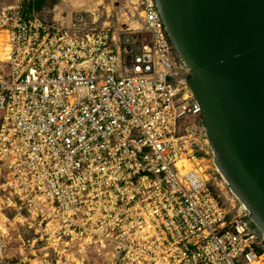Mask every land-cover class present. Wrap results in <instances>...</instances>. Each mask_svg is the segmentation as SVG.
Listing matches in <instances>:
<instances>
[{"label": "built area", "instance_id": "built-area-1", "mask_svg": "<svg viewBox=\"0 0 264 264\" xmlns=\"http://www.w3.org/2000/svg\"><path fill=\"white\" fill-rule=\"evenodd\" d=\"M125 1L141 33L63 29L33 0H0V231H51L102 264H264L247 209L218 202L190 72L154 1Z\"/></svg>", "mask_w": 264, "mask_h": 264}, {"label": "water", "instance_id": "water-1", "mask_svg": "<svg viewBox=\"0 0 264 264\" xmlns=\"http://www.w3.org/2000/svg\"><path fill=\"white\" fill-rule=\"evenodd\" d=\"M213 165L264 242V0H153Z\"/></svg>", "mask_w": 264, "mask_h": 264}, {"label": "rangeland", "instance_id": "rangeland-1", "mask_svg": "<svg viewBox=\"0 0 264 264\" xmlns=\"http://www.w3.org/2000/svg\"><path fill=\"white\" fill-rule=\"evenodd\" d=\"M90 3H97V7H90L92 6ZM38 14L46 22L56 21V24L63 29L70 26L72 20L81 18L80 31L109 29L110 32L117 31L122 34L141 33L139 16L133 5L125 0L121 1V5L114 0H46L39 8ZM127 26L129 31L125 30ZM212 157L211 155L208 163L209 173L214 178L222 197L218 198L219 204L227 208L230 207V201L223 197L231 198L232 194L212 164ZM6 214L9 215L10 212L6 211ZM11 224L12 227L8 231H0L3 239L0 264H102L105 262L104 258L97 257L88 251L79 254L75 249L61 252L48 236L51 231L48 235H45V231L21 228L16 231L12 228L19 227L18 224L13 221Z\"/></svg>", "mask_w": 264, "mask_h": 264}, {"label": "trees", "instance_id": "trees-1", "mask_svg": "<svg viewBox=\"0 0 264 264\" xmlns=\"http://www.w3.org/2000/svg\"><path fill=\"white\" fill-rule=\"evenodd\" d=\"M46 0H33V7L36 11H39V8H41L43 6V4L45 3ZM31 0H26L25 2V10H29L31 9Z\"/></svg>", "mask_w": 264, "mask_h": 264}, {"label": "bare ground", "instance_id": "bare-ground-1", "mask_svg": "<svg viewBox=\"0 0 264 264\" xmlns=\"http://www.w3.org/2000/svg\"><path fill=\"white\" fill-rule=\"evenodd\" d=\"M66 3H68V1L66 2ZM73 4V3H72ZM86 4V3H85ZM84 4V5H85ZM91 4V3H90ZM76 6H77V4H75ZM92 6H90V7H92V8H95V7H97L96 5H97V3L96 4H91ZM74 6V5H73ZM79 6V5H78ZM87 6H88V4H87ZM93 10V9H92ZM91 12V11H90Z\"/></svg>", "mask_w": 264, "mask_h": 264}, {"label": "flooded vegetation", "instance_id": "flooded-vegetation-1", "mask_svg": "<svg viewBox=\"0 0 264 264\" xmlns=\"http://www.w3.org/2000/svg\"><path fill=\"white\" fill-rule=\"evenodd\" d=\"M217 190H218V187H217ZM217 193H218V195L221 197V195H220V193H219V190H218V192H217ZM221 198H222V197H221ZM223 198H225V197H223Z\"/></svg>", "mask_w": 264, "mask_h": 264}, {"label": "crops", "instance_id": "crops-1", "mask_svg": "<svg viewBox=\"0 0 264 264\" xmlns=\"http://www.w3.org/2000/svg\"><path fill=\"white\" fill-rule=\"evenodd\" d=\"M70 1V0H69ZM32 7V6H31ZM36 11V10H35ZM38 13V11H36ZM23 230V229H22Z\"/></svg>", "mask_w": 264, "mask_h": 264}]
</instances>
